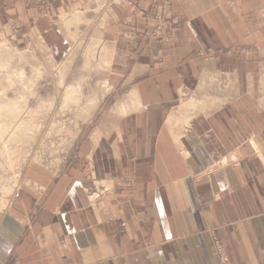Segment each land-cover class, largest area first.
Returning a JSON list of instances; mask_svg holds the SVG:
<instances>
[{
	"label": "crops",
	"instance_id": "1",
	"mask_svg": "<svg viewBox=\"0 0 264 264\" xmlns=\"http://www.w3.org/2000/svg\"><path fill=\"white\" fill-rule=\"evenodd\" d=\"M113 1L102 71L119 97L110 112L101 101L66 171L29 165L1 196L0 264H223L214 237L228 264H264V0H238L237 17L218 0ZM83 3H0V39L43 40L59 62L58 18ZM160 9L169 41L149 36ZM221 73L223 95L206 84ZM203 87L221 104L195 113L180 143L170 117ZM95 181L112 188L99 205L84 189Z\"/></svg>",
	"mask_w": 264,
	"mask_h": 264
},
{
	"label": "bare ground",
	"instance_id": "2",
	"mask_svg": "<svg viewBox=\"0 0 264 264\" xmlns=\"http://www.w3.org/2000/svg\"><path fill=\"white\" fill-rule=\"evenodd\" d=\"M104 1L101 2V3H104ZM102 5L103 4H101V6ZM97 6H100V4H98ZM84 13L81 12V11H76V12L71 13L70 16H67V17L65 16V18L63 17V19H65L66 22L61 19L63 21L62 23H63V27L65 29V32L67 34L69 33V36L68 35H66V36H67V39H68V41H69V43H70V45L72 47V50H71L70 55L68 56V58L64 62H62L61 65H59V63L56 62L53 57L48 56V57H51L50 58V63L52 65V67H54L57 70V76H56V79H58L57 83H56L57 87L58 88H63V87L65 88V92H66V93H64L65 94L64 95L65 98L63 96V102H62L60 108H62L63 112H64V110H66L67 113H68V111H72V109H74V108H71V106L74 105L73 103H75L76 109H77L76 103H81L82 104V102L84 101L83 105L85 104V97H84V94L86 92L85 91L86 90L85 89V82L88 80V79L86 80L85 77H87V75H89L88 73L89 72H93V71H95V72L97 71L98 72V70H104V69L108 70L110 68L111 64H112L113 55H114V51H113L112 47L109 44H107L108 42L105 43V41H104V33H103L104 32L103 31L104 23H101L98 28L94 29L95 33H94V35L92 37L90 36L91 39H90L89 43L87 44L86 49H85V51L83 53V57H82L83 58V64L81 65V67H79V69L81 68L80 70L82 71V75L85 76V77H82L83 79L81 77H79V79H78L79 81L78 82H77V80L73 81L74 84L73 83L71 85H70V83L68 85L66 84V82H67L66 80H67L68 74L70 72V69L72 68L73 65L76 64L75 60L78 57V55H79V53L81 51V48L84 45L83 39L85 37L80 38V32H79V29L77 27H79L81 25L90 26L92 24L91 23L92 21L89 20V18L87 19V17H85ZM104 22H106V21H104ZM65 27L68 28L70 31L67 32V29ZM70 33H72V34H70ZM39 40L40 39H38V42H39ZM40 43H41V48L44 51H46L48 46L46 45L45 41L41 40ZM31 50H33V49H31ZM44 51H42V52H44ZM47 52H48V50H47ZM33 54H35V53H33ZM28 57L29 56H28L27 52H19L18 50L11 48L10 44L8 42H6V41L3 42V44L0 45V144L3 142V139L5 138L4 134H6V133H8V134H9V132H10V134L12 133L11 134L12 137H13L12 140H15V138H16V140H21L22 138L21 139H18V138L20 137V135H22L23 132H25V130L27 132V130L31 129V128H35V127H36V129L40 128L39 127L40 123L36 122V120H40L44 116L48 115V111H47L46 115H44L43 110L45 108H49V107L51 108V106L54 107V104H55V99H53V98L49 99V100H46V99H44L42 97H39L41 94L39 96H37V93H38V89L37 88H39V86L42 85V84H40L41 81L44 79V77H47L50 74H49L47 68L45 67L44 63L41 62V60L39 59V57H37V56H33V57L31 56L29 58ZM78 58H80V57H78ZM77 62H78V60H77ZM27 66L31 68V70L29 69V73L27 72V69H26ZM75 82H77V83H75ZM9 93L10 94L14 93L16 95H14V98H12V96L9 97L10 96ZM91 93L93 94V92H91ZM105 93H107V92H105ZM94 94L92 96L90 95L89 97H86L87 98L86 99V104L87 103L88 104L85 105L84 107H86L88 110L85 109L84 107H81V109H83L84 111L86 110V112H88L86 114L88 116H89V114H91V116L94 115L93 114L94 112H91V111H95L97 109V107L100 105V102L103 99L102 97L98 96L97 93H94ZM199 94H201V97H199V98H191V99L184 100L183 103H182V106L180 104L181 107L176 109V110H174V112L172 113V115L170 117L169 125H170L171 128H176L175 127L176 125L177 126L179 125L180 127H183V130L181 131V134L180 133L179 134L178 133L175 134V136L177 138V141L180 140V143H183V142H181L182 135L184 136L187 133L193 134L192 129H191V120H192L193 115L195 113H198V112H201V111H207V110H209V109H211V108H213L215 106L217 107V105L221 102V100H219L217 98H210L208 96V94L206 93L205 89H202V90L200 89V93ZM85 96H87V95L85 94ZM127 97H129V96L127 95ZM33 98H37L36 101L37 100L39 101V106L35 107V104H34V106L32 105L35 108H31L30 107L31 102H34ZM54 98H55V96H54ZM100 99H101V101H100ZM126 101H128L127 98H126ZM70 103H72V105ZM123 103L124 104H122V106L124 108L125 101ZM81 104H79V105H81ZM129 104H131V103H129ZM139 104L140 103H138V106L140 107L141 105H139ZM89 105L91 107H89ZM127 106H128V104H127ZM133 107H135V106H133ZM52 108H51V110H52ZM79 108L77 110L74 109V110L77 111L76 113H78L80 111ZM90 108H91V111L89 110ZM125 109H126V107L124 108V111H125ZM135 109H134V111H135ZM118 110H120V109H118ZM89 111H90V113H89ZM130 111H128V113H125V114H129ZM45 112H46V110H45ZM74 113H72V114H74ZM80 113H81V111L79 112V114ZM79 114H77V115H79ZM81 115H83V117L79 116L80 119L81 118L82 119L85 118L84 119V121H85L87 116L86 115L84 116V114H81ZM89 118H91V117H89ZM30 131H28V132H30ZM31 134L32 133H30V138L32 136ZM56 137H57V134H56ZM8 138H10V137H8ZM24 139L27 140V136ZM50 140H51V138H50ZM21 141H19V142L21 143ZM27 142H29V141H27ZM32 142L33 141H31V143ZM27 144H29V143H27ZM16 146H18V141H17V145ZM21 146H22V144L20 145V147ZM6 147H8V145ZM10 147H11V149H9V147H8L6 149L4 148V150L2 149L3 146L0 147V165H1L2 168H5V169L8 167L7 170L10 169V166H14L15 167V164L18 165V162H20L22 156L24 157V155L26 153V152L25 153L23 152L24 155H22L21 154L22 152H20V149L22 147H24V145L20 149L19 148L17 149V147H15V146H14L15 148L14 147L12 148V146H10ZM19 152H20V154H18ZM14 154H16L18 157L17 156L12 157V156H14ZM19 155L20 156L22 155V156L19 157ZM26 155H25V158L28 157ZM35 161L37 163V160H35ZM23 162L24 161H22L21 164ZM25 164H26V162H25ZM14 167H13V169H14ZM17 169L15 168V170H17ZM1 177L3 179V174L0 173V178ZM10 178H12V177H10ZM7 180H8V178H7ZM15 180H17V178ZM2 181L4 182V180H2ZM2 181H0V182H2ZM15 183H17V182H15ZM90 187H91V185H86L85 189L87 188V190L90 192ZM101 187H103V186L98 184V188L99 189H103ZM106 187H108V189L110 191L111 186L106 185ZM0 188H1V192H3L4 195H8V194H11L12 191H14L15 184L12 183V181L11 182L7 181V184H3V186H0ZM92 197H94V196H92ZM94 199L95 198H93V200ZM1 203H3L2 206L5 207L6 201L4 199L2 200Z\"/></svg>",
	"mask_w": 264,
	"mask_h": 264
},
{
	"label": "rangeland",
	"instance_id": "3",
	"mask_svg": "<svg viewBox=\"0 0 264 264\" xmlns=\"http://www.w3.org/2000/svg\"><path fill=\"white\" fill-rule=\"evenodd\" d=\"M6 1H10V2H14L15 1L16 2V1H19V0H0V3L6 2ZM20 1H22V0H20ZM47 1L48 0H39V3H41V5H44ZM103 1L104 0H85V3H83L82 8H80V6L77 7L78 10H81V12H83V13L85 12L84 13L85 17H87V19L89 18V20L92 21L91 23L93 25L92 24L90 26L81 25V26L77 27L79 29V32H80V38L85 37L83 39L84 45L81 48V51H80V53L78 55V57H80V58L77 57L76 60H75L76 64L75 63L74 64L76 66L75 65L72 66V68L74 70L72 68H71L72 70L70 69V72H69L67 80H66L67 81L66 82L67 85L69 83H70V85L72 83L74 84L73 81H76V80L78 82L79 81L78 80L79 77H81V78L85 77V76L82 75V71L80 70L81 68L79 69V67H81V65L83 64V58H82L83 57V53H84V51L86 49V46L89 43L91 37L95 33L94 29L98 28L101 23H104V27H105V25H107L106 22H104V21L107 20L106 15H107V10L109 8L108 4L112 0H105L104 3H101ZM218 1L221 3V5L223 7H225L228 10H230L235 17L241 15V10H240V7L238 5V0H218ZM114 2L115 3H120L119 0H114L113 3ZM98 4H100V6H101V4H103V5L100 7V6H97ZM75 10H77V9L74 8L71 11H68V12L64 13L62 16H60V18H58V21H57L58 23H56V24L59 26V23L61 24L63 22L62 20L65 21V19H63V17L65 18V16L67 17V15L70 16L71 13L76 12ZM61 17H62V20H61ZM161 22H165L169 26L170 25L174 26L173 21L166 16L165 11L162 10V9H160L159 13H158V25H157V27L160 25ZM61 27L63 29L62 31L64 32L65 36H63L61 30L58 29L59 37H60V39H58V42H59L60 46L62 45L61 46L62 55H59L60 57L56 58L59 61L58 62L59 65H61V63L64 62L68 58V56L70 55V52L72 50L71 45H65V42H64L65 39H66L65 37H67L66 35L69 36V33L67 34L65 32V29L63 27V23L61 24ZM157 27H155L149 33V36L151 38H153L152 34L155 32ZM66 29H67V32L70 31L68 28H66ZM47 31L53 32L55 30L54 29L52 30V27H51V28L47 29ZM70 34H72V33H70ZM11 37L12 36H10L7 39H4L3 41H1V39H0V45L3 44V42L6 41V42H8L10 44L11 48L18 50L19 52H27L29 57H31V56L32 57L33 56L39 57L41 62L44 63V65L47 68V70H48L50 75L47 76V77H44V79L40 83L42 85L39 84L40 86H39V88H37L38 89L37 96H39L41 94L39 97H42V98H44L46 100H49V99H52V98L55 99L54 107L51 106V108L53 107L52 110H51L50 107H49L50 109L49 108H45L43 110L44 115H46L47 111H48V115L44 116L40 120H36V122L40 123L39 124L40 128H38V129H36V127L35 128H31V129H28L27 132L25 130V132H23L22 135H20V137L18 139L22 138L21 140L23 142L21 140H16V138H15L16 141L12 140L13 137L11 135L12 133L10 134V132H9V134L8 133L4 134L5 138L3 139V142L0 144V147L3 146V148H2L3 150H4V148L7 145L9 147V149H11L10 146H12V148L15 146V147H17V149L18 148L20 149L24 145V147H22L20 149V152H22L21 154L24 155L23 152L24 153L26 152L25 153V155H26L29 152L26 155V156H28L26 158H25V155H24V157L21 155L22 158H21L20 162H18V165L15 164V167L14 166H10V169H8L9 171L7 170L8 167L5 169V168H2L1 165H0V167H1L0 168L1 169L0 173L3 174V179L1 177L0 181L4 180V182L3 181L0 182V186H3V184H7V181H10V182L12 181V183H14L15 187H16L17 183H15V182H17V180H19V178L22 175L24 169L26 167H28L29 165H40V166L44 167L45 169L52 171L55 174H61L64 171H66L67 169H65L64 167L67 166L68 162H70V160L74 158V156L76 154L77 147H81L80 146L81 143L84 142L86 140V138L88 137V134H87V132L85 131L84 128L86 127V125H87V123H88V121L90 119L89 117H92L93 115L91 116V114H89V116H88V115H86L88 112H86V110L84 111L83 109H81V107H84L85 105L88 104V103L86 104V99H87L86 97H89L90 95L92 96L94 93H97V95L102 97V98L105 97V99L102 100L103 104H102V102H100V105L97 107V109L95 111H91V108L89 109L91 112L95 113L96 111H98V109L100 107H102L101 106V104H102V105H104V107L102 108V113H103V111L104 112L112 111V104L117 99V97H119V95H117L116 92L114 94H111L112 90L106 84L105 71L98 70V72L97 71L96 72L95 71L89 72L88 73L89 75H87V77H85L86 80L88 79L86 81L87 83L85 82V89H86L85 90L86 91L85 94L87 95V96H85V94H84L85 104L83 105L84 101L82 102V104L81 103H76L77 109L80 107L79 110L81 111V113L79 114L80 111L78 113H76L77 109H76L75 103H73L74 105H72V103H70V104L72 105L71 108H74L76 110L72 109V111H68L69 114L67 113L66 110H64V112H63L62 108H60V107H61V104L63 102V96L65 95L64 93H66V92H65V88L64 87L63 88H58L57 85H56L57 80H58V79H56L57 70L54 67H52V65H50V60H48V58H51V57H48V56H51V55H49L50 54L49 51L47 52L48 49L45 51L46 53L42 52L43 49H40L41 47L38 45L37 40H34L30 44L21 43L20 41L18 43V41L15 40L17 42L16 43L14 40L11 39ZM0 38H1V36H0ZM153 39H155V38H153ZM159 41H162V40H159ZM31 49H33V50H31ZM33 53H35V54H33ZM57 53H59V51ZM212 58L213 57H211V56H208V57L205 56L204 57V59H212ZM77 60H78V62H77ZM256 63H258V65H256L257 69H256V72H255V75H256L257 80L261 81V85H262L261 86V88H262L261 90L263 91L264 90V56H258L257 60H256ZM26 69H27L28 73H29V69L31 70V68L28 67V66L26 67ZM216 76L218 78H216L214 80L211 79L212 81H210V83H206V84H212L214 81L217 80V82H215L216 86H217L216 87V91L218 92V94L223 95V90L224 89H221V87L224 88L227 85H229L228 84L229 83V78L227 76H225L224 73L218 74ZM77 82H75V83H77ZM202 89H204V88H202ZM91 92H93V94ZM105 92H107V93H105ZM210 93H211V91H210ZM11 94L9 93L10 96L9 95L8 96L9 97L12 96V98H14V95H16L14 93L12 95ZM233 95H234V89H233ZM54 96H55V98H54ZM199 97H201V94H198L197 98H199ZM64 98H65V96H64ZM36 99L37 98H33L34 102H31V105H30L31 108H35V107L39 106V101L38 100L36 101ZM101 99H100V101H101ZM34 104H35V107H33ZM79 104H81V105H79ZM89 107H91V106L89 105ZM84 108L87 109L86 107H84ZM45 110H46V112H45ZM90 111H89V113H90ZM72 113H74V114H72ZM77 114H79V115H77ZM81 114H84V116L86 115L88 119L86 118V120L84 121L85 118L84 119L81 118L82 119L81 120L80 117H79V116L83 117V115H81ZM28 131H30V132H28ZM30 133H32L31 135L34 138L32 136H31L32 139L30 138ZM56 134H57V137H56ZM26 136H27V140L24 139V138H26ZM8 137H10L11 139L8 138ZM50 138H51L52 141L50 140ZM17 141H18V146L19 147L16 146L17 145ZM19 141H21V143ZM27 141H29V142H27ZM31 141H33V142L31 143ZM27 143H29V144H27ZM21 144H22V146L20 147ZM8 147H6V148H8ZM20 152L18 154H20ZM16 154H14V156H12V157L17 156ZM21 156L19 155V157H21ZM35 160H37V163H36ZM22 161H24V162L21 164ZM25 162H26V164H25ZM13 167H14V169H13ZM15 168L16 169L18 168V169L15 170ZM55 171H57V172H55ZM10 177H12V178H10ZM7 178H8V180H7ZM16 178H17V180H15ZM88 183L84 184V189H85L86 185H92L94 182H92V183L88 182ZM86 190H87V188L85 189V192H87L86 194H88L89 191L88 190L86 191ZM90 190H91V187H90ZM0 192H1V188H0ZM100 192H102V191H100ZM9 195H11V194H8V195H5V196H9ZM1 196H4L3 192L0 193V210L3 207L2 206L3 203H1L3 199H1L2 198ZM88 196H89V194H88ZM90 196H93V195H90ZM90 196H89V199H90ZM102 197H100L98 200H96L94 202L102 201ZM93 204H96V203H93Z\"/></svg>",
	"mask_w": 264,
	"mask_h": 264
},
{
	"label": "built area",
	"instance_id": "4",
	"mask_svg": "<svg viewBox=\"0 0 264 264\" xmlns=\"http://www.w3.org/2000/svg\"><path fill=\"white\" fill-rule=\"evenodd\" d=\"M172 31H173V25L169 26L165 22H161L160 25L155 30V32L152 34V37L157 39V40L169 41L172 38ZM98 184L103 186V187H101L103 189H99ZM111 190H112V188L110 189V191ZM100 191H102V192H100ZM108 192H109V189H108V187H106L105 183H100V182L95 181L91 185V190L88 194H89V196L90 195L94 196V197L90 196L91 202L96 203L94 205H99L101 203V201H99V202H94V201L98 200L103 195H106ZM93 198H95V199L93 200ZM214 244H215L217 255L220 258V261L223 264H228L227 259H226V255H225V249H224L222 242L220 240H218L216 237H214Z\"/></svg>",
	"mask_w": 264,
	"mask_h": 264
}]
</instances>
